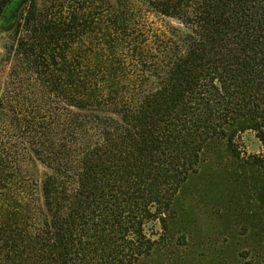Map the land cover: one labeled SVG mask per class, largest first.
I'll use <instances>...</instances> for the list:
<instances>
[{"label":"trees","instance_id":"1","mask_svg":"<svg viewBox=\"0 0 264 264\" xmlns=\"http://www.w3.org/2000/svg\"><path fill=\"white\" fill-rule=\"evenodd\" d=\"M23 7L0 62V264H148L175 240L145 225L167 231L194 181L234 199L227 170L264 222V156L237 148L264 146V0Z\"/></svg>","mask_w":264,"mask_h":264},{"label":"rangeland","instance_id":"2","mask_svg":"<svg viewBox=\"0 0 264 264\" xmlns=\"http://www.w3.org/2000/svg\"><path fill=\"white\" fill-rule=\"evenodd\" d=\"M173 23L179 25L178 21L174 20ZM13 33L14 26L0 24V62L5 47L12 41ZM3 79L4 73L0 68V94ZM237 148L246 159L264 156V146L254 131L241 135L237 139ZM206 176L200 178L201 183L212 184L214 174L211 172ZM224 176L235 189L234 199L223 202L217 201L210 193L200 194L199 186L194 181L178 197L174 211L176 217H168L169 221L165 223L167 231L160 221L145 225L149 239L172 237L175 240L173 248L158 251L148 264H247L250 259L264 255V222L248 211L256 205L254 188L251 190L250 186L247 198L243 200L241 190L228 170ZM249 204L252 208H248ZM180 227L185 230V234L179 230ZM184 235L186 242L176 247L179 239L184 241ZM246 255H249V260Z\"/></svg>","mask_w":264,"mask_h":264},{"label":"water","instance_id":"3","mask_svg":"<svg viewBox=\"0 0 264 264\" xmlns=\"http://www.w3.org/2000/svg\"><path fill=\"white\" fill-rule=\"evenodd\" d=\"M28 0H19V2L17 3V5L14 7L13 10H10L9 12H7L2 20V25L7 26V27H13L15 22L18 19V15L20 10L22 9V7L25 5V3ZM10 20V22L8 23V21Z\"/></svg>","mask_w":264,"mask_h":264},{"label":"flooded vegetation","instance_id":"4","mask_svg":"<svg viewBox=\"0 0 264 264\" xmlns=\"http://www.w3.org/2000/svg\"><path fill=\"white\" fill-rule=\"evenodd\" d=\"M10 22V20L8 21V23ZM10 27V26H9Z\"/></svg>","mask_w":264,"mask_h":264}]
</instances>
